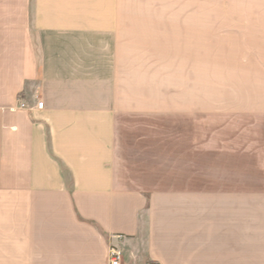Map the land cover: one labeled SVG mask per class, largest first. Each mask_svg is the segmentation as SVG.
Wrapping results in <instances>:
<instances>
[{"label":"crops","instance_id":"obj_1","mask_svg":"<svg viewBox=\"0 0 264 264\" xmlns=\"http://www.w3.org/2000/svg\"><path fill=\"white\" fill-rule=\"evenodd\" d=\"M178 1L0 0V264H264V72Z\"/></svg>","mask_w":264,"mask_h":264},{"label":"rangeland","instance_id":"obj_2","mask_svg":"<svg viewBox=\"0 0 264 264\" xmlns=\"http://www.w3.org/2000/svg\"><path fill=\"white\" fill-rule=\"evenodd\" d=\"M178 7L194 8L196 40L203 28L205 39L209 34L212 86L233 87L243 72H264V0H179Z\"/></svg>","mask_w":264,"mask_h":264},{"label":"built area","instance_id":"obj_3","mask_svg":"<svg viewBox=\"0 0 264 264\" xmlns=\"http://www.w3.org/2000/svg\"><path fill=\"white\" fill-rule=\"evenodd\" d=\"M27 105L24 102H20V107L25 108ZM37 108L39 109H43L44 107V102L43 101H38L37 102ZM122 251L120 249H118L115 246H112L110 248V264H121V260H122ZM147 264H160L159 262L156 261H151Z\"/></svg>","mask_w":264,"mask_h":264}]
</instances>
